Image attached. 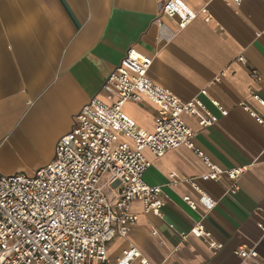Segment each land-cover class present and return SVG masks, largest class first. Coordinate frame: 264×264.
<instances>
[{
	"label": "crops",
	"instance_id": "obj_1",
	"mask_svg": "<svg viewBox=\"0 0 264 264\" xmlns=\"http://www.w3.org/2000/svg\"><path fill=\"white\" fill-rule=\"evenodd\" d=\"M184 1L208 11L182 27L180 18L160 13L157 0H0V172L34 173L51 161L75 114L135 46L153 57L150 76L181 99L207 88L202 98L219 121L202 127L185 115L196 131V147L221 168L247 169L240 189L230 193L226 174L221 180L200 177L209 167L193 148H171L161 157L146 150L152 166L145 179L161 184L169 200L162 215L133 201L138 222L127 236L110 242L109 255L115 259L133 244L152 264H239L233 250L242 244L264 256V127L239 104L244 100L264 115L251 94L254 89L264 97V0ZM210 98L229 113L220 115ZM124 105L135 122L155 128L158 105L148 96ZM171 171L178 174L175 180ZM189 177L217 200L213 209L202 204L193 209L183 200L189 194L198 198ZM198 220L223 242L221 249L212 250L194 235L182 239L181 232Z\"/></svg>",
	"mask_w": 264,
	"mask_h": 264
},
{
	"label": "built area",
	"instance_id": "obj_2",
	"mask_svg": "<svg viewBox=\"0 0 264 264\" xmlns=\"http://www.w3.org/2000/svg\"><path fill=\"white\" fill-rule=\"evenodd\" d=\"M157 1L160 13L180 18L182 27L201 11H208L203 6L198 12L184 0ZM156 19L164 25L160 16ZM238 59L246 61L243 54ZM152 60L130 46L99 92L75 114L71 129L56 141L51 161L34 173L0 172V264H152L133 244L115 259L108 252L110 242L127 236L138 222L139 214L131 208L133 201L139 199L147 213L162 215L169 200L161 184L151 185L145 179L152 166L146 150L161 157L171 148L189 146L209 167L200 176L203 180H221L226 174L232 180L228 192L240 189L239 179L247 166L221 168L215 164L196 147V131L185 120V115H193L202 127L219 121V115L202 98L207 96V88L187 101L181 99L150 76ZM252 75L260 78L255 68ZM251 94L264 106V97L257 90L251 89ZM143 95L158 105L152 131L124 110L127 100L140 101ZM210 103L220 115L229 113L219 100L210 98ZM239 104L264 127L262 113L244 100ZM171 176L175 180L178 174L171 171ZM188 181L198 192L197 199L183 196L188 206L198 209L202 204L213 209L217 200L194 177ZM260 226L264 231V223ZM190 235L201 238L214 251L224 246L202 220L181 232L183 240ZM233 253L241 259L239 264H264L256 246L242 244Z\"/></svg>",
	"mask_w": 264,
	"mask_h": 264
},
{
	"label": "rangeland",
	"instance_id": "obj_3",
	"mask_svg": "<svg viewBox=\"0 0 264 264\" xmlns=\"http://www.w3.org/2000/svg\"><path fill=\"white\" fill-rule=\"evenodd\" d=\"M119 248V247H118ZM121 249V248H120ZM120 249L119 250H117L116 252H118V251H120Z\"/></svg>",
	"mask_w": 264,
	"mask_h": 264
}]
</instances>
